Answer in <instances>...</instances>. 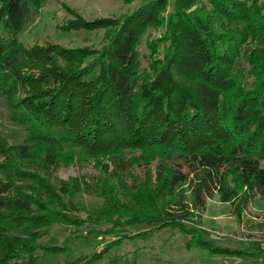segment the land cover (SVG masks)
Instances as JSON below:
<instances>
[{"label":"trees","instance_id":"16d2710c","mask_svg":"<svg viewBox=\"0 0 264 264\" xmlns=\"http://www.w3.org/2000/svg\"><path fill=\"white\" fill-rule=\"evenodd\" d=\"M140 1L92 19L62 3L60 29L104 30L66 47L18 38L47 0H0V98L26 129L0 132V264H58L93 235L112 240L65 264H138L108 254L167 227L223 254L186 222L216 192L264 198V0Z\"/></svg>","mask_w":264,"mask_h":264},{"label":"rangeland","instance_id":"374dc122","mask_svg":"<svg viewBox=\"0 0 264 264\" xmlns=\"http://www.w3.org/2000/svg\"><path fill=\"white\" fill-rule=\"evenodd\" d=\"M62 3L76 8L85 18L92 19L97 16L122 18L138 7L141 1L125 3L122 0H47L41 9H33L30 19L18 34L19 40L26 45H31L50 38L66 47L89 44L100 47L104 42V30L65 31L58 27L67 17V11ZM142 46L144 50V44ZM248 47L252 46L248 45ZM244 67V71L247 72L249 64L244 62ZM0 132L11 143L22 142L26 135L25 127L11 120L10 109L4 98H0ZM76 174H78V168L69 167L61 171L60 177L68 178ZM80 198L89 205L102 202L101 198L94 196L85 195ZM195 211L193 221H187V226H194L201 230L205 238L210 239L215 245L225 247L226 253L215 254L213 250L210 252L200 246L188 247V239L180 229L167 227L151 232L147 239L140 237L126 239L108 256L127 255L138 264H263L264 198L252 192L247 197L239 194L233 201L223 202L220 194L216 192L206 200L205 208L199 207ZM146 229L147 226L142 224L131 227V231L135 233ZM55 233L60 242H63L69 235V230L57 227ZM110 240L112 237L93 235L89 239L78 238L69 241L68 243L72 244L74 249L72 256H58L53 258V261L65 264L66 260H74L82 253H90L94 250L100 252L104 244ZM234 252L239 253L234 254Z\"/></svg>","mask_w":264,"mask_h":264}]
</instances>
